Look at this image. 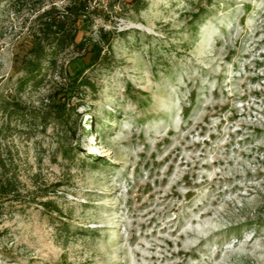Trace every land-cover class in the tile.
I'll list each match as a JSON object with an SVG mask.
<instances>
[{"label": "rangeland", "instance_id": "1", "mask_svg": "<svg viewBox=\"0 0 264 264\" xmlns=\"http://www.w3.org/2000/svg\"><path fill=\"white\" fill-rule=\"evenodd\" d=\"M130 2H95L87 36L117 37L77 120L0 114L25 197L0 207V264H264V0ZM64 4L0 0V107L49 104L51 86L18 90L20 59L36 16Z\"/></svg>", "mask_w": 264, "mask_h": 264}, {"label": "trees", "instance_id": "2", "mask_svg": "<svg viewBox=\"0 0 264 264\" xmlns=\"http://www.w3.org/2000/svg\"><path fill=\"white\" fill-rule=\"evenodd\" d=\"M95 2L65 0L63 7L52 5L36 16L32 22L31 41L20 59L22 76L18 79V90L24 92L30 88L38 91L51 86L53 94L48 97L50 100L46 108L38 111L29 110L17 100L6 101L0 107L2 116L9 119L13 115H21L44 128L50 124L70 126L77 120L74 117L78 116V108L97 92L96 83L89 73L110 66L113 42L117 37L116 32L103 28L98 30L96 40L87 36L92 32L97 18L103 16V11ZM129 4L136 12L147 7L145 0H131ZM81 34L84 35L79 41ZM73 52H84L89 59L83 69L69 74L63 70L61 61L64 55ZM12 166L0 143L1 208L7 204H22L25 198ZM33 202H38L36 204L51 217L64 216L54 201Z\"/></svg>", "mask_w": 264, "mask_h": 264}]
</instances>
